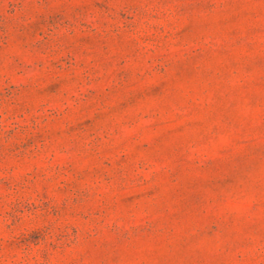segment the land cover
I'll return each mask as SVG.
<instances>
[{
    "label": "rangeland",
    "instance_id": "1",
    "mask_svg": "<svg viewBox=\"0 0 264 264\" xmlns=\"http://www.w3.org/2000/svg\"><path fill=\"white\" fill-rule=\"evenodd\" d=\"M0 264H264V0H0Z\"/></svg>",
    "mask_w": 264,
    "mask_h": 264
}]
</instances>
